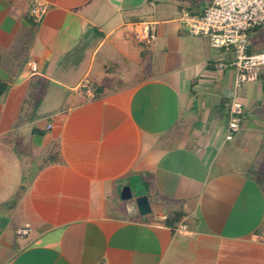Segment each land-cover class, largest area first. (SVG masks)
<instances>
[{"label":"crops","instance_id":"1","mask_svg":"<svg viewBox=\"0 0 264 264\" xmlns=\"http://www.w3.org/2000/svg\"><path fill=\"white\" fill-rule=\"evenodd\" d=\"M43 1L35 22L0 0V264H264V68L225 140L232 56L180 18L211 0ZM137 179L143 215L120 195Z\"/></svg>","mask_w":264,"mask_h":264},{"label":"built area","instance_id":"2","mask_svg":"<svg viewBox=\"0 0 264 264\" xmlns=\"http://www.w3.org/2000/svg\"><path fill=\"white\" fill-rule=\"evenodd\" d=\"M47 11V3L33 0L29 14L33 21L40 22ZM181 20L193 35L205 36L208 45L214 50L231 51L230 62L219 61L218 69L233 68V93L228 102V117L224 129V139L230 140L239 130L242 120V102L238 98L239 88L249 82L256 81L264 67V50L251 51L249 33L256 26H264V0H211L202 12H194L187 8L181 9ZM131 36L150 45L156 40L155 22L148 18L131 22ZM32 71L37 70L36 62L30 63ZM84 87V95L92 98V87L87 79L80 82ZM51 127L50 124L47 128ZM29 226L16 229L17 235H26ZM178 234H189L186 224L179 222L174 228Z\"/></svg>","mask_w":264,"mask_h":264},{"label":"rangeland","instance_id":"3","mask_svg":"<svg viewBox=\"0 0 264 264\" xmlns=\"http://www.w3.org/2000/svg\"><path fill=\"white\" fill-rule=\"evenodd\" d=\"M250 36H252V38H251L252 41L258 42V45H257V47H256V49L254 51L264 50V26H256L255 28H252L250 30ZM206 40H207V38H206ZM218 51H224V50H218ZM225 52L230 53L231 56H232L230 60L226 61V63H228V62H230L232 60L233 54H232L231 51H225ZM229 68L233 71L232 67H229ZM92 91H93V88H92ZM42 108L44 109V106ZM35 124L38 125L37 123H35ZM25 130H27V129H25ZM35 141H36V138L33 137V142H35ZM138 182H139V179H137L136 181H133V180L129 181V185L128 186H129V188L131 190V197L130 198H124V199L122 198V200L124 201L125 204L136 206V198L138 196H140L142 188H144L143 185H141V183H138Z\"/></svg>","mask_w":264,"mask_h":264},{"label":"water","instance_id":"4","mask_svg":"<svg viewBox=\"0 0 264 264\" xmlns=\"http://www.w3.org/2000/svg\"><path fill=\"white\" fill-rule=\"evenodd\" d=\"M120 195L123 198H130L131 197L130 188L127 185H124L120 189ZM136 207H137L138 212L142 215L150 212V205H149L146 195H140L136 198Z\"/></svg>","mask_w":264,"mask_h":264},{"label":"trees","instance_id":"5","mask_svg":"<svg viewBox=\"0 0 264 264\" xmlns=\"http://www.w3.org/2000/svg\"><path fill=\"white\" fill-rule=\"evenodd\" d=\"M9 85L8 83L0 80V98L4 95V93L7 91ZM180 218L179 213H175L171 216L166 217L165 223L171 227L175 226L177 224V221Z\"/></svg>","mask_w":264,"mask_h":264}]
</instances>
